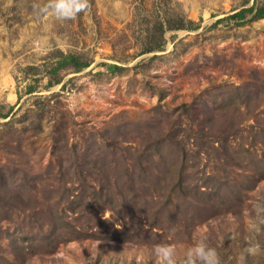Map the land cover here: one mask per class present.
Listing matches in <instances>:
<instances>
[{
  "label": "rangeland",
  "instance_id": "obj_1",
  "mask_svg": "<svg viewBox=\"0 0 264 264\" xmlns=\"http://www.w3.org/2000/svg\"><path fill=\"white\" fill-rule=\"evenodd\" d=\"M258 1L0 0V264H264Z\"/></svg>",
  "mask_w": 264,
  "mask_h": 264
},
{
  "label": "clouds",
  "instance_id": "obj_2",
  "mask_svg": "<svg viewBox=\"0 0 264 264\" xmlns=\"http://www.w3.org/2000/svg\"><path fill=\"white\" fill-rule=\"evenodd\" d=\"M50 7L55 11L58 16L70 17L76 12H79L87 7L86 0H71V2H65V0H55ZM161 257V261H166V264H174L171 258V249L167 247H159L156 250ZM198 258L204 261V264H217V258L214 249L207 248L204 244H199L194 249ZM248 251H253L249 249Z\"/></svg>",
  "mask_w": 264,
  "mask_h": 264
},
{
  "label": "trees",
  "instance_id": "obj_3",
  "mask_svg": "<svg viewBox=\"0 0 264 264\" xmlns=\"http://www.w3.org/2000/svg\"><path fill=\"white\" fill-rule=\"evenodd\" d=\"M252 12L253 15L250 18L251 20H257V19H262L264 18V0H260L257 2L255 6H251L249 9L246 10H241L228 18L234 19L236 18L237 20H241L245 18L246 13ZM63 63H71L74 68L78 69L81 68L82 65L78 62V60L73 57V56H66L65 58H62V60H58L56 66L53 68V72L57 71L58 68L63 64ZM116 68L115 66H110L109 69Z\"/></svg>",
  "mask_w": 264,
  "mask_h": 264
}]
</instances>
